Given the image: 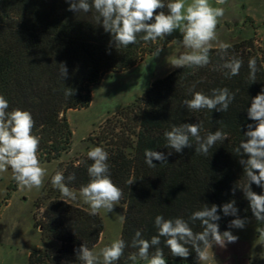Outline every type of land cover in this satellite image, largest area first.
Here are the masks:
<instances>
[{
    "label": "trees",
    "instance_id": "16d2710c",
    "mask_svg": "<svg viewBox=\"0 0 264 264\" xmlns=\"http://www.w3.org/2000/svg\"><path fill=\"white\" fill-rule=\"evenodd\" d=\"M165 4L169 0H164ZM67 0H0V94L9 102V109L29 111L35 121L33 134L40 137L41 162L59 159L70 148L72 132L65 114L69 110L88 107L91 89L98 85L107 73H119L133 68L146 55L164 47L170 40L144 42L138 34L137 43L128 47H116L110 33L105 32L93 9L69 11ZM167 8L158 9L157 13ZM225 59L235 56L243 61L240 74L231 79L223 71L213 70L223 63L218 55L220 47L210 49L211 63L202 68H176L160 79L154 80L142 98H137L120 111L122 125L102 132L94 143L109 154L110 174L113 182L122 189L120 204L124 206L119 239L126 244L124 255L116 264H132L129 253L136 252L131 241L137 230L143 238L157 235L155 217H177L189 221L194 232L203 231L199 220L189 217L205 205L218 206L219 231H229L230 222L237 217L256 219L243 187L247 184L240 156L235 149L245 139L247 125L255 126L248 118L251 98L264 89V51L249 38L228 45ZM257 62L256 81L249 80L248 61ZM67 67V76L61 77L59 65ZM210 94L213 88L227 87L235 93V99L226 112L204 109L188 110L183 101L191 99L189 88ZM67 88L73 90L66 96ZM203 122L201 137L208 132L221 130L228 134L223 142H217L205 156L192 148L176 153L167 148L164 133L172 126L183 123ZM145 149L163 152L167 163L153 160L155 168L145 163ZM168 152H172L169 156ZM246 158V157H245ZM92 163L87 154L68 163L62 173L70 189L79 191L89 181L87 166ZM11 170V169H9ZM75 179L68 181L69 175ZM129 179L135 182L126 183ZM12 179L8 187L15 190ZM252 191L264 194V188L251 185ZM235 201L237 216H225L219 209L223 204ZM34 207L39 208L36 202ZM33 226L40 229V239L60 244L54 256L36 248L28 255V264H82L75 250L82 244L94 248L103 231L99 215L71 205L63 197L48 199L41 218L32 216ZM161 237L164 256L168 262L196 264L197 255L190 249L186 259L174 257ZM155 247L149 250L154 253ZM138 264L144 263L137 261Z\"/></svg>",
    "mask_w": 264,
    "mask_h": 264
},
{
    "label": "clouds",
    "instance_id": "9594fccd",
    "mask_svg": "<svg viewBox=\"0 0 264 264\" xmlns=\"http://www.w3.org/2000/svg\"><path fill=\"white\" fill-rule=\"evenodd\" d=\"M69 11L88 13L95 10L99 24L105 32L112 36V42L118 47H128L137 43V36L144 35L141 39L144 42H155L163 39L179 30L182 40L178 42L185 49L175 58L171 59L170 65L175 68L184 67H206L211 63L210 49L212 43L217 40V25L225 14L224 7H214L211 0H169L165 4L164 0H67ZM227 0H215L216 5H225ZM167 8L157 13L158 9ZM228 45L221 44L218 55L223 63L215 65L213 70L223 71L226 78L231 79L240 74L243 61L235 56L225 59L228 55ZM162 48H157L153 53L158 56ZM250 70L249 80L256 81L257 62L255 58L248 61ZM62 78L67 76V67L59 65ZM195 85L189 88L191 99H185L183 104L190 111L213 110L226 112L230 104L235 99V93L227 87L213 88L210 94L203 91H194ZM73 90L67 88L66 96H71ZM9 109V102L0 94V173L11 169L12 179L21 188L29 190L39 189L43 186L44 178L47 174L45 167L41 165L39 158L40 137L33 134L35 121L29 111L15 108ZM248 118L255 121V126L247 125L244 132L245 139L241 140L235 149L240 156L239 163L243 166L247 184L240 187L245 198L249 201L251 211L257 221L264 222V194H257L251 189L255 184L264 188V89L251 98L250 107L247 109ZM203 122L183 123L179 126H172L171 130L164 133L167 141L166 147L171 148L176 153H181L185 148H192L190 138H194L197 147L196 153L207 155L209 150L216 143L223 142L228 138V134L216 130L208 132L205 137H201ZM172 152H168L170 156ZM145 163L155 168L153 160L161 164L167 163V156L163 152L152 149H145ZM87 157L92 161L87 166L89 181L81 186L79 195L83 202L89 206V214L97 215L102 209L106 213L113 211L123 197V191L112 180L110 166L108 163V152L99 146L92 147L87 152ZM246 157V158H245ZM68 181L75 179V174L67 177ZM65 181L64 174L57 171L51 177V184L58 189L65 199L76 200V191L70 189ZM135 181L129 179L126 183L132 185ZM225 216H237L238 209L235 201L222 205L219 209ZM218 206L205 205L201 210L191 214L189 220H199L203 226V231L194 232L188 220L177 217L166 219L162 215H157L154 220L157 235L151 239L143 238L141 230H137L132 238L131 247L137 249L136 252L129 253L127 259L132 264L143 261L144 264H167L163 249L158 247L161 244V237L165 238L164 243L174 257L186 259L190 255V249L194 250L199 262L208 259L207 250L212 246L224 247L226 243H235L238 237L231 231H219L217 221ZM121 219H124L121 216ZM245 220L236 218L230 222V228L242 229ZM264 237V227L257 229ZM155 247L154 253L150 255L149 250ZM126 248L123 239H115L110 244L102 247L99 251L89 249L82 244L75 250L76 257L82 264H116L124 255Z\"/></svg>",
    "mask_w": 264,
    "mask_h": 264
},
{
    "label": "rangeland",
    "instance_id": "374dc122",
    "mask_svg": "<svg viewBox=\"0 0 264 264\" xmlns=\"http://www.w3.org/2000/svg\"><path fill=\"white\" fill-rule=\"evenodd\" d=\"M211 2L214 7L225 9V14L217 25V40L212 43L211 48L253 38L256 46L264 51V0H227L225 5H216L215 0ZM163 39L170 41L164 47H160L162 51L158 56L153 55L155 50L129 70L105 74L100 83L91 89L88 107L66 112L65 117L72 132L70 148L57 160L41 162L47 170L41 188L29 190L17 184L15 190H9L11 170L0 173V264H28V255L36 248H41L52 256L56 254L60 244L53 240L41 241L40 229L33 226L32 219L33 214L36 219L41 218L48 199L62 197L59 190L52 186L51 177L57 171L62 172L66 164L76 163L85 156L92 147H95L94 143L102 132L106 133L111 128L122 125L120 111L137 98H142L154 80L176 69L170 62L185 51L180 43H174L181 41L182 36L179 30H176ZM74 191L77 193V199L65 201L89 211V206L83 202L79 191ZM36 202L40 206L37 209L34 207ZM123 212L124 206L119 203L110 213L103 209L98 213L103 222V231L98 244L92 250L99 251L113 240L119 239ZM260 227H264V222L247 219L244 228L231 229L235 236L249 239L251 243L256 242L263 250L264 237L257 231ZM252 261L256 264L254 260ZM167 264L180 263L167 261ZM201 264L207 263L204 261Z\"/></svg>",
    "mask_w": 264,
    "mask_h": 264
},
{
    "label": "crops",
    "instance_id": "0c3cea01",
    "mask_svg": "<svg viewBox=\"0 0 264 264\" xmlns=\"http://www.w3.org/2000/svg\"><path fill=\"white\" fill-rule=\"evenodd\" d=\"M230 231L235 235L232 229ZM207 256V264H254L252 260L256 264H264V249L261 250L258 243H251L249 239L240 237L235 243H226L224 247L214 244L207 250ZM201 263L198 261L196 264Z\"/></svg>",
    "mask_w": 264,
    "mask_h": 264
}]
</instances>
